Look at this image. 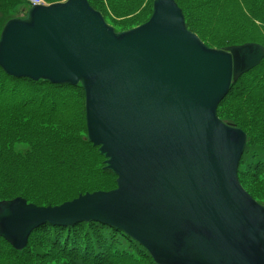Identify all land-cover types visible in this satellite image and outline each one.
<instances>
[{
	"label": "water",
	"instance_id": "water-1",
	"mask_svg": "<svg viewBox=\"0 0 264 264\" xmlns=\"http://www.w3.org/2000/svg\"><path fill=\"white\" fill-rule=\"evenodd\" d=\"M263 58L253 43L208 48L174 0H154L148 20L123 32L87 0L34 5L9 20L1 71L81 86L88 142L116 187L54 207L2 201L12 207L0 239L20 252L40 226L94 222L155 264H264V206L237 176L247 136L217 116L232 83Z\"/></svg>",
	"mask_w": 264,
	"mask_h": 264
},
{
	"label": "trees",
	"instance_id": "trees-1",
	"mask_svg": "<svg viewBox=\"0 0 264 264\" xmlns=\"http://www.w3.org/2000/svg\"><path fill=\"white\" fill-rule=\"evenodd\" d=\"M115 32L151 15L154 0H87ZM187 30L211 49L253 43L264 48V0H174ZM47 5L59 0H45ZM26 0H0V34L23 18ZM218 118L242 130L247 143L238 181L264 206V58L232 83ZM87 139L80 85L14 79L0 69V202L22 198L37 207L58 206L80 194L110 191L116 177ZM0 264H155L121 231L99 223L48 224L34 230L17 252L0 239Z\"/></svg>",
	"mask_w": 264,
	"mask_h": 264
},
{
	"label": "snow or ice",
	"instance_id": "snow-or-ice-1",
	"mask_svg": "<svg viewBox=\"0 0 264 264\" xmlns=\"http://www.w3.org/2000/svg\"><path fill=\"white\" fill-rule=\"evenodd\" d=\"M45 0H37V3L44 4ZM52 2V0H50ZM59 2H64V0H59ZM11 205L0 204V222L3 221L5 215L11 211Z\"/></svg>",
	"mask_w": 264,
	"mask_h": 264
},
{
	"label": "built area",
	"instance_id": "built-area-1",
	"mask_svg": "<svg viewBox=\"0 0 264 264\" xmlns=\"http://www.w3.org/2000/svg\"><path fill=\"white\" fill-rule=\"evenodd\" d=\"M27 2H28L31 6H34V5H44V4H39V3H37V0H27Z\"/></svg>",
	"mask_w": 264,
	"mask_h": 264
}]
</instances>
